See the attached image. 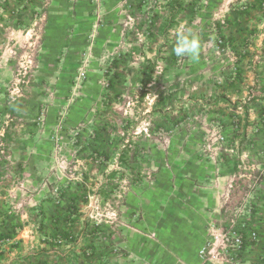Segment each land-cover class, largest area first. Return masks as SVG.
Instances as JSON below:
<instances>
[{
    "label": "rangeland",
    "instance_id": "rangeland-1",
    "mask_svg": "<svg viewBox=\"0 0 264 264\" xmlns=\"http://www.w3.org/2000/svg\"><path fill=\"white\" fill-rule=\"evenodd\" d=\"M49 1L30 44L4 29L0 209L60 231L74 248L56 264H182L195 253L178 228L196 220L183 197L214 179L228 183L222 238L264 220L250 213L264 180V0H74L46 34ZM182 22L198 62L174 54Z\"/></svg>",
    "mask_w": 264,
    "mask_h": 264
},
{
    "label": "crops",
    "instance_id": "crops-1",
    "mask_svg": "<svg viewBox=\"0 0 264 264\" xmlns=\"http://www.w3.org/2000/svg\"><path fill=\"white\" fill-rule=\"evenodd\" d=\"M49 0H0V66L4 65L5 69L0 67V81L8 82L9 78H14V64L12 59L5 60L3 51L5 46V36L7 30H4L12 25L15 27V35L19 33L20 42L28 45L36 35L35 30L39 23L43 22L42 14L39 10L47 4ZM53 1V3H52ZM48 6L51 7L46 22V34H49L53 20L59 17L58 7L72 8L75 6L74 0H52ZM235 0H228L231 4ZM252 7V3H249ZM78 7V6H77ZM82 8V5L81 7ZM39 13V14H38ZM231 20V19H229ZM240 19H232L233 27ZM225 25H228L225 23ZM51 26V28H50ZM57 26V25H56ZM23 27V29H22ZM50 28V29H49ZM236 31V30H235ZM49 37V35H48ZM15 40V39H14ZM17 42V41H15ZM17 44V43H16ZM9 50V53H13ZM2 68V69H1ZM245 70L240 69V73ZM238 71V70H237ZM245 75V73H243ZM9 76V77H8ZM235 102L234 98L230 102ZM231 102V103H232ZM248 116L249 112H245ZM214 185L205 184L208 187L201 188L199 193H191L184 195V200L189 208L186 209L184 215L196 216L193 223H183L182 227L178 228L182 232V244L185 247H191L195 254H191L190 258H186L182 264H264V220L256 222L255 225L242 223L241 225L231 226L227 229L226 236L230 235V230L235 229L238 234L246 237L251 233L257 234V240L252 242L245 240L240 248L231 247L230 242L223 240L222 235L218 234L217 224L219 217L225 211V193L228 191V183L217 182V187ZM232 186V185H231ZM230 186V187H231ZM229 187V188H230ZM232 188V187H231ZM264 180L260 181L259 192L257 194L262 201L250 211L253 215L255 211L260 216H264ZM203 190V191H202ZM251 193V192H249ZM248 193L243 194L246 196ZM8 203V202H6ZM0 209V264H56L52 258H61L66 260L70 255V250L74 248L68 239H64L63 235L56 228L51 232L47 230V223L40 219L35 221L29 214L18 212L8 208L6 204ZM44 207V205H43ZM237 208H234V210ZM28 210V209H27ZM249 213V212H248ZM38 216V213H37ZM47 221V220H46ZM49 221V220H48ZM47 221V222H48ZM54 226H59L57 218L54 219ZM217 223V222H215ZM49 224V222H48ZM47 228V229H46ZM51 232V233H49ZM212 232V233H211ZM214 233V234H213ZM214 235V238L211 237ZM210 235V237H209ZM211 238V239H210ZM209 242V255L201 261L199 257V248ZM81 246V243L79 244ZM198 249V250H197Z\"/></svg>",
    "mask_w": 264,
    "mask_h": 264
},
{
    "label": "clouds",
    "instance_id": "clouds-1",
    "mask_svg": "<svg viewBox=\"0 0 264 264\" xmlns=\"http://www.w3.org/2000/svg\"><path fill=\"white\" fill-rule=\"evenodd\" d=\"M173 31L175 33L174 54L177 57H187L193 62H198L202 45L200 38L194 34L193 29L182 22Z\"/></svg>",
    "mask_w": 264,
    "mask_h": 264
},
{
    "label": "built area",
    "instance_id": "built-area-1",
    "mask_svg": "<svg viewBox=\"0 0 264 264\" xmlns=\"http://www.w3.org/2000/svg\"><path fill=\"white\" fill-rule=\"evenodd\" d=\"M229 233H230V235L229 236L225 235L223 240L230 242L231 247L240 248L244 244L245 240L252 241V242L257 240V234L256 233H251L250 235H248V237H246V239L244 238L243 235L238 234L235 231V229H231ZM208 248H209L208 246L203 247V249L201 251V255H206L207 253H209Z\"/></svg>",
    "mask_w": 264,
    "mask_h": 264
},
{
    "label": "trees",
    "instance_id": "trees-1",
    "mask_svg": "<svg viewBox=\"0 0 264 264\" xmlns=\"http://www.w3.org/2000/svg\"><path fill=\"white\" fill-rule=\"evenodd\" d=\"M7 139H10L11 137L7 134ZM126 153V152H125ZM126 154H124L122 157H121V160H123L122 161V163H121V165H123L124 166V164H125V166H126V164H127V161H126ZM125 161V162H124ZM56 218V217H55ZM69 218V217H68ZM57 220H58V218H57ZM61 220H62V217H61ZM68 223V222H67ZM42 264H47L46 262H43Z\"/></svg>",
    "mask_w": 264,
    "mask_h": 264
}]
</instances>
